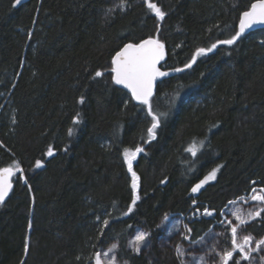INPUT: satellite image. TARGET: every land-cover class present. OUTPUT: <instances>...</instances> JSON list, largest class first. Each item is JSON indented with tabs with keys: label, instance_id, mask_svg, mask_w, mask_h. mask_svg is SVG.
Returning a JSON list of instances; mask_svg holds the SVG:
<instances>
[{
	"label": "trees",
	"instance_id": "16d2710c",
	"mask_svg": "<svg viewBox=\"0 0 264 264\" xmlns=\"http://www.w3.org/2000/svg\"><path fill=\"white\" fill-rule=\"evenodd\" d=\"M254 2L0 0V168L22 170L0 203V264H95L97 253L105 264H222L236 210L248 221L238 243L252 239L249 259H234L264 264V246L254 250L264 211L248 216L264 208L251 199L253 188L264 195V29L192 63L239 31ZM149 37L166 47L162 69L176 72L151 98L166 116L150 141L146 106L111 79L115 53ZM137 146L129 213L123 152ZM213 169L215 180L193 193ZM138 231L149 233L139 252Z\"/></svg>",
	"mask_w": 264,
	"mask_h": 264
},
{
	"label": "snow or ice",
	"instance_id": "6c2138e0",
	"mask_svg": "<svg viewBox=\"0 0 264 264\" xmlns=\"http://www.w3.org/2000/svg\"><path fill=\"white\" fill-rule=\"evenodd\" d=\"M16 3H21V0H16ZM147 6L161 20L164 18V12L156 4L148 3ZM255 24H264V0H255V2L251 4L250 9L242 13L239 23V31L231 36L230 39L217 41V43L212 44L211 47L207 49H198L196 54L192 57V63L195 62L196 56L211 52L217 47V44H234L246 29L251 28ZM164 48V44L161 43L158 39L149 37L148 39L142 40L140 43L125 44L123 48L115 53L111 60V79L113 83L115 85H122L124 88H127L131 92L132 99L138 101L141 105L146 106L147 115L151 117V125L146 129L149 141L156 138V129L160 126L161 117L166 116V113H157L153 111L151 103V98L153 96L154 85L157 77L168 75L167 72L161 71L158 67L160 61L164 59ZM192 63L185 64V68H190L192 66ZM173 71L179 72L183 71V69H174ZM102 75L103 73L100 71H97L95 73L96 77H100ZM82 102L83 98H81V103ZM76 122L78 121H74V123ZM69 134L71 135V129L69 130ZM143 151L144 149L142 147L137 146L134 150L125 149L123 152L128 172H130L132 176L131 188L133 190V199L131 205L128 208L129 213L132 211L133 206H135L137 200L139 199V196L136 195V189L138 186L137 181L139 177L133 171V160L136 158L138 153H141ZM187 151L191 152V154L195 156L196 152L198 151V147L196 144H193L187 149ZM47 154L49 156L53 154L51 148H49ZM40 164V161L36 162L37 167H39ZM15 171H22L19 168L18 163L15 165V167L10 166L0 168V202L4 201L5 197L8 195L9 191L12 188L11 177L15 174ZM216 171L217 169H213L207 176L204 177L203 180L192 187L191 191L193 193L197 192L209 179H214ZM260 191L264 192V189H261ZM252 192L254 193L251 196L252 200L264 203V195L255 194L257 192L255 188L252 189ZM230 203H235V201H231ZM262 211H264V208L256 211L255 213L249 212L248 216L251 218L258 217L261 215ZM204 214L212 215V213L207 209H205ZM232 215L236 217L239 223L231 227L232 247L231 250L224 251L221 257L222 264H228L230 260L233 261V264H239V259H234L235 254H239L241 259H249V255L245 252V248L251 242L252 238L250 236H245L242 243H238L237 241L238 228L241 225H245L248 221L243 218L241 210L233 211ZM164 219H168L167 215L164 217ZM108 223L109 222L107 220L103 221L104 225H107ZM228 223L231 224L232 222L229 221ZM29 227H31V224H29ZM188 231L191 232V229H188ZM148 235L149 233L143 231H138L136 233L135 239L132 244L137 252H139L140 250L139 245L146 240ZM185 238L188 239V237ZM261 246H264V239H261L257 242L256 248L254 250H260ZM115 248L116 245H112V249ZM112 249H110L109 251H111ZM27 250L28 245L26 243L25 252H27ZM177 252L178 254L183 255V251L180 246H177ZM100 255V253H97L95 255V264H102ZM105 255L107 254L105 253ZM110 264H115L114 257L110 261Z\"/></svg>",
	"mask_w": 264,
	"mask_h": 264
},
{
	"label": "water",
	"instance_id": "95a60500",
	"mask_svg": "<svg viewBox=\"0 0 264 264\" xmlns=\"http://www.w3.org/2000/svg\"><path fill=\"white\" fill-rule=\"evenodd\" d=\"M129 1H134V0H129ZM263 29H264V24H255V25H253L251 28L246 29L245 32H244L240 37H242V36L245 35V34H248V33H251V32H255V31H258V30H263ZM240 37H239V38H240ZM161 43H162V42H161ZM164 53H165V55H164V59L161 60V61H160V64L158 65V67L160 68L161 71H164V70L162 69V65L166 62V59H167V50H166V47L164 48ZM164 72H167V71H164ZM167 73H168V75H166V76H163V77H157V79H156V81H155V85H154L153 96H154V94H155V92H156V89H157V86H158L159 82H160L162 79H164V78H166V77H169V76L173 75V74L176 73V72H171V71H170V72H167ZM117 86H119V87L125 89L126 91H128V92L131 94V92H130L127 88H124L122 85H117ZM153 96H152V97H153ZM136 102L139 103L138 101H136ZM14 176H15V174L11 177L12 188H11V190L9 191L8 195L5 197L4 201L8 198V196L10 195V193H11V191H12V189H13V186H14V182H13V180H14ZM4 201H3V202H4ZM0 203H2V202H0Z\"/></svg>",
	"mask_w": 264,
	"mask_h": 264
},
{
	"label": "rangeland",
	"instance_id": "374dc122",
	"mask_svg": "<svg viewBox=\"0 0 264 264\" xmlns=\"http://www.w3.org/2000/svg\"><path fill=\"white\" fill-rule=\"evenodd\" d=\"M16 172L18 173L19 171H16ZM214 180H215V178L214 179H209L204 185H202V187L199 190H201L206 184H208L209 182H212ZM100 259L102 261V264H105V260L103 258H100Z\"/></svg>",
	"mask_w": 264,
	"mask_h": 264
}]
</instances>
